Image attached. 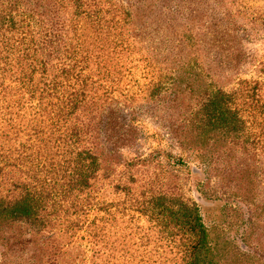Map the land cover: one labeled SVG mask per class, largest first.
Segmentation results:
<instances>
[{
	"label": "trees",
	"instance_id": "16d2710c",
	"mask_svg": "<svg viewBox=\"0 0 264 264\" xmlns=\"http://www.w3.org/2000/svg\"><path fill=\"white\" fill-rule=\"evenodd\" d=\"M188 11L187 0H0V233L26 229L6 239L5 258L20 253L11 264H239L198 204L138 192L134 175L116 200L96 189L116 107L178 102L181 73L199 99L181 143L264 147L256 86L226 92L201 76Z\"/></svg>",
	"mask_w": 264,
	"mask_h": 264
},
{
	"label": "rangeland",
	"instance_id": "374dc122",
	"mask_svg": "<svg viewBox=\"0 0 264 264\" xmlns=\"http://www.w3.org/2000/svg\"><path fill=\"white\" fill-rule=\"evenodd\" d=\"M187 2L194 40L200 44L201 76L226 92L256 86L264 102V0ZM181 75L178 88L187 96L178 102L166 95L116 107L117 123L99 133L96 189L106 200H116L122 197L116 185L134 175L138 192L151 190L198 204L214 237L232 247L239 264H264V147L255 146L252 136L231 143L222 138L215 149L181 143L199 106L197 82L188 73ZM19 232L26 229L15 226L0 233V243L7 246H0V259L8 264L20 253L10 250L5 258L3 252L12 244L6 239Z\"/></svg>",
	"mask_w": 264,
	"mask_h": 264
}]
</instances>
